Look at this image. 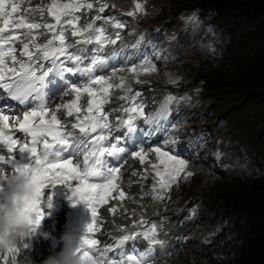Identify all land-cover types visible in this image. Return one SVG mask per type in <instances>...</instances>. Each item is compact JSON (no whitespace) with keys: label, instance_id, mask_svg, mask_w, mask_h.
<instances>
[{"label":"snow or ice","instance_id":"6c2138e0","mask_svg":"<svg viewBox=\"0 0 264 264\" xmlns=\"http://www.w3.org/2000/svg\"><path fill=\"white\" fill-rule=\"evenodd\" d=\"M22 3L23 0L20 3L0 0V96L10 97L12 101L18 102L17 105L0 104V144L6 145L11 154L18 151L30 152L33 158L32 163L15 167V173L34 186V197L24 198L34 209L36 217L28 237L36 231L44 218V190L56 184H65L72 188L77 202L84 201L91 209L92 222L87 226L80 249L84 264H152L154 246L161 243L155 222L143 232H130L119 237L117 245L121 247L138 236H142L153 246L144 252H138L133 245L132 251L136 254L128 255L126 260L125 253L121 251V260L105 261L104 254L110 249H99V241L93 237L99 231L100 207L110 199L123 200L127 195L121 186V170L129 156L138 159L141 165H151L155 183L150 192L143 195H151L156 201L170 199L168 194L173 186L194 175L187 170L188 161L181 158L180 154H173L174 150H165L166 144L161 147L150 146L148 151H145L143 140L120 146L122 139L131 140V134L137 132L135 122L138 119H143L146 123H158L161 118L166 119L168 105L176 97H166L160 110L151 115L145 113L144 102H137L141 92L134 91L127 77L118 73L127 71L132 74L136 84L142 83L139 79L141 75L157 71L156 65L147 57L138 65L134 64L127 69L113 66L110 75L104 74L109 64L100 55L88 57L89 63L80 66L85 57H82L84 50L79 45L94 43L97 45L96 51L100 52L107 44L114 45L120 39L119 31L115 32L113 38L103 26L110 23L117 30L125 27V23L115 16L100 15L110 7L109 4L97 0L98 14L89 23L78 26L81 19L79 13L83 9L91 11L94 8L92 0H51L47 5L40 4L36 7H32L29 0L23 12ZM111 7L114 8L115 5ZM45 11L54 19V23L30 19L36 13L43 18ZM137 14H146L141 2H136L134 10L125 13L133 17ZM100 20H103V24L97 25L96 22ZM69 31L70 36L76 39H70ZM49 33L50 38L43 43L39 42V37ZM66 62H73L76 66L67 67ZM65 73L79 75L75 79H66ZM57 79L60 80L59 85L56 84ZM169 80L176 83L170 75ZM49 85L54 87L50 88ZM114 88L123 90L124 94L120 99L127 101L129 105L123 108L126 118H117V128L126 129L124 137L113 136V125L109 117L114 110L105 109ZM61 91L65 95L73 93L74 99L53 109V99ZM84 94L89 98L86 109H82L79 103ZM61 109H66L67 117L75 114L71 130L58 116ZM74 130H78L79 135ZM17 132L25 137L23 141L15 138ZM151 134L149 131L148 135ZM81 151L82 162L74 163L72 157ZM150 153L155 154L156 163L148 159ZM108 158L114 159L109 163ZM8 159L14 160V156ZM0 161L7 162L4 156H0ZM144 173H148V168L144 169ZM73 182H76L75 185ZM113 193L118 195L114 197ZM47 202L50 203V199ZM111 211L115 213L117 209L112 208ZM137 223L149 224L143 215L138 222L133 223V228ZM29 247L28 241L23 243L24 249ZM17 251V247H9L6 249L7 255L0 256V259L7 264L9 257L15 259Z\"/></svg>","mask_w":264,"mask_h":264},{"label":"clouds","instance_id":"9594fccd","mask_svg":"<svg viewBox=\"0 0 264 264\" xmlns=\"http://www.w3.org/2000/svg\"><path fill=\"white\" fill-rule=\"evenodd\" d=\"M102 2V0H100ZM104 3L109 4V0H104ZM67 2V0H62ZM49 0H38V5L48 4ZM36 3L32 5L35 7ZM181 5V3H178ZM28 3L24 4V7ZM185 4H182L183 6ZM177 11L179 17H184L188 20L189 29L199 28L202 31L203 41L202 46L197 53L186 56L181 59H177L176 55H167L164 47L159 43L162 39L164 31L159 26H151V28H144V34L156 36L157 40L149 39L144 35L137 34V32H131L128 27L119 30H111V34L114 38L116 31L120 32V39L116 44L109 43L106 54L113 56L116 54L123 55L119 61H112L114 64L121 63L118 67H126V64L132 59L137 62L142 61L147 57L156 65L157 71L151 74H147L154 86L153 90L149 93L154 94L155 99H160L162 96L172 95L176 99L168 105V115L164 120L166 125V131L162 134H156L151 130H146L137 127V132L131 134V140H121L120 143L125 146L127 143H135L139 140L144 141V148L152 146H162L169 140H171L170 146L176 152H180L181 157H190L199 167V170L209 179L210 177H217L216 183L221 182L225 178L229 179V187L232 185L235 178H237L240 172H244V167L241 166V155L246 157L248 149L239 151L240 146L236 144L234 151L237 152L236 162L232 168L227 167L226 170L217 174L218 162L214 156H212V142L208 131H219L223 134V140L225 142L220 143L222 147L227 150L233 148V144L228 141L229 138L223 131L222 126L212 125L209 127L207 121L212 119L214 115L205 114L206 107L205 97L203 94V88L197 83H188V67L193 66V61L198 56H201L203 61L209 63L207 58L209 45L206 43L209 35L216 33L222 34L226 28L223 24L216 27L209 24V20L203 18L190 19L184 15L185 9ZM84 10L79 13L81 19L78 22V26H83L89 23L91 20L84 15ZM98 13H95L97 15ZM118 14V13H117ZM102 17L115 16L116 19H126L123 16L113 14L111 9L100 14ZM93 16V17H94ZM30 19L37 22L41 19L46 20L49 23H54V19L45 11L44 17L41 18L39 13L36 16L30 17ZM93 19V18H92ZM97 25L102 24V20L96 22ZM149 27V26H148ZM146 31V32H145ZM50 33L39 37L41 43L50 38ZM70 39V31L68 32ZM143 36L141 40L140 37ZM146 38L147 41L144 40ZM135 45H139L141 49H134ZM84 51L81 53L83 60V66L89 63L88 57L96 55V44H82L78 46ZM130 48L129 50L127 48ZM75 49H70L74 51ZM126 50V51H124ZM160 52V56L157 53ZM133 54V55H132ZM128 55L129 57H124ZM132 55V56H131ZM187 57L190 58V63L184 65L183 71L180 74L181 82L169 83L168 80H164L169 75L165 70L174 69L180 64H183ZM47 65V62H45ZM134 65V64H133ZM136 65V63H135ZM67 67H75L73 62H66ZM130 67V66H129ZM66 79H75L79 74L65 73ZM200 82V81H199ZM133 86V85H132ZM144 85H141L143 88ZM202 86V85H201ZM56 104L52 106L53 109L59 104H64L74 99V94L68 92L67 95L64 91H61ZM142 99L140 101L145 102L144 95L141 93ZM110 102L105 105V108H111L114 111L110 113V120L113 125V136L124 137L125 129H118L117 118L122 117L121 108L124 107L125 100H118L117 97L112 96ZM200 97L203 99L202 102ZM88 97L84 94L80 100V106L82 109H86ZM146 110L157 111L160 110L161 105L164 104V100L156 102L154 105L149 104L146 98ZM58 116L62 122L65 123L71 130V125L75 123V114L73 117L66 116V109H61L58 112ZM209 127V128H207ZM143 130V132H141ZM79 135L78 130H74ZM149 131L152 132L148 135ZM209 146V148H207ZM3 148H7L3 145ZM8 150V149H7ZM16 158V159H15ZM74 163L82 162L83 151L78 153L77 156L72 157ZM109 163L112 159L108 158ZM32 156L30 152H17L14 154V166L6 170L3 167L0 172V256L7 255L6 249L9 247H17L18 251L15 254V259L8 258L7 264H84V260L81 255V242L82 238L87 233V226L92 222V219H86V215L81 213L77 207L73 204H77L74 200L71 192V188L65 184H56L54 187L44 190L43 210L45 212L44 218L37 227L36 231L28 237L33 229L35 220V212L30 207L25 197L31 199L34 197V186L23 176L15 173V167L17 162L23 164L32 163ZM5 164V161H1ZM137 164V163H136ZM137 167V165H136ZM122 175V173H121ZM129 176L124 177V182H128ZM76 183V182H73ZM155 183V182H154ZM153 183V184H154ZM180 183V182H179ZM147 182L145 175L136 176L131 182V188L127 189L124 184L122 188L124 191L130 192L131 197L126 196L123 200L110 199L107 204L100 207L98 210V224L99 231L94 234L95 239L99 241L97 247L101 250L110 249L104 254L105 261H119L121 256L119 253L123 251L125 253L124 259L126 260L128 255L136 254L132 251L133 245L138 252H144L151 246L142 236L136 237L135 240L128 241L125 245L118 246L117 240L123 234L130 232L140 231L143 232L152 222L157 224L158 239L160 244L154 246V256L151 258L152 264H170L171 262H178V264H210V261L206 259V254L203 249V245H209L224 236L226 226L221 223L222 218L215 217L216 214L210 215L208 220H205V213H209L207 210L201 211L205 205L206 195H199L194 200L183 201L178 200V204L173 205L169 199L165 198L162 201H158L154 204V200L151 195H143L146 192H150L153 185ZM173 186L172 190L178 189L180 186ZM170 191L169 195H172ZM220 194V193H219ZM219 201L223 203L221 196ZM50 199V203L47 202ZM134 199V200H132ZM174 200V197L171 198ZM112 208H116L117 211L113 213ZM126 209V211H125ZM121 210L124 214L123 219L115 224L114 218L118 216V212ZM188 210V211H186ZM135 212V215H133ZM211 214V213H209ZM143 215L145 220L149 222L147 225H139L133 228V223L138 222L140 216ZM190 218V219H189ZM196 220L195 227L187 229V223H191V220ZM116 220V221H117ZM202 224H207L216 231V235L210 242L203 244L197 238L198 232L201 230ZM212 224H214L212 226ZM29 242L30 247L28 249L23 248L24 242ZM177 254V257H176ZM216 255L215 257H217ZM176 260V261H175ZM0 264H4V260L0 259Z\"/></svg>","mask_w":264,"mask_h":264},{"label":"trees","instance_id":"16d2710c","mask_svg":"<svg viewBox=\"0 0 264 264\" xmlns=\"http://www.w3.org/2000/svg\"><path fill=\"white\" fill-rule=\"evenodd\" d=\"M176 3L185 4L181 10L186 8L184 15L190 19H210L211 26L226 28L222 34L207 37L209 63L201 56L195 58L193 66L185 69L188 83L203 88L205 103L211 98L233 105L236 118L248 116L251 127L264 132V0ZM240 162L244 172L228 191L218 192L223 201L220 208H201L222 218L226 226L223 237L211 246L203 245L210 264H264V152L241 155ZM185 223L191 229L196 220Z\"/></svg>","mask_w":264,"mask_h":264},{"label":"rangeland","instance_id":"374dc122","mask_svg":"<svg viewBox=\"0 0 264 264\" xmlns=\"http://www.w3.org/2000/svg\"><path fill=\"white\" fill-rule=\"evenodd\" d=\"M51 2V0H49ZM94 3V8L89 11L87 9H83L85 13H82L84 15H87V17L92 20L95 13H97V8L99 7V3H97V0H92ZM101 2V1H100ZM136 2L143 3V6L146 10V14H137L136 16H127L125 13L128 11L134 10V6ZM47 5V4H45ZM110 7L108 9H111L113 14L123 16L126 19H122L120 21L125 23V27H128V29L131 30V32H137V34L144 35L149 39H155L157 40L156 36H152L149 34H144L143 29L144 28H151V26H159L164 31L162 35V39L159 41V43L164 47V50L167 52V55H176L177 59H181L186 56H191L198 52V50L202 46L203 41V34L202 31L199 28H192L189 29V23L188 20H186L184 17H179L177 15V11L179 10V4L176 3V0H109ZM111 5H115V7H111ZM118 13V14H117ZM103 24V20H102ZM100 24V25H102ZM103 26L106 29V32L110 35L111 30H117L114 29L111 24H103ZM149 26V27H148ZM124 27V28H125ZM123 29V28H122ZM146 32V31H145ZM145 41L146 38H144ZM107 44L102 51L97 52L96 55H100L103 58H106L108 60L109 66L104 70V74L111 73V68L113 66L118 67L121 63H118L117 65L114 64L112 61H119L121 58H123V55L116 54L113 56H108L106 54V50L108 49ZM97 49V45H96ZM130 49L129 47L127 48ZM134 49H138L139 51L141 47L139 45H135ZM126 51V50H124ZM127 52V51H126ZM133 55V54H132ZM131 55V56H132ZM157 56H160V52L157 53ZM124 57H129L128 55H125ZM190 58L187 57L186 61L183 64L178 65L174 69H167L166 72L169 73L172 80H175L176 82H181L184 84L180 78V74L183 71L184 65H187L190 63ZM142 61L137 62V60L132 59L126 64L125 69H127L129 66H132L136 63L138 65ZM153 63V60H152ZM120 76H126L128 83L131 84L134 91H140L144 95L145 99V108L144 111L146 114L151 115L159 110L153 112V111H147L146 110V98L148 99L149 104L154 105L156 102L160 100L166 99L168 96H162L160 99H155L154 94L149 93L150 90H153L154 86L152 85V81L149 79V77L146 75H141L139 79L143 81L140 84H136L133 80L132 74H129L127 71L118 73ZM169 75L164 78V80H168L169 83ZM115 82V78H114ZM141 85H144L143 88ZM187 86L186 84H184ZM187 88H189L187 86ZM124 92L121 89H112L111 90V99L114 97H117L120 101V96L123 95ZM207 96L209 94H206ZM142 96H140L137 100V102H141ZM124 107L129 106L127 101ZM205 114H209V110L211 111V115H214V117L207 121V125H218L220 120L223 119L222 129L226 133V135L229 138L228 141H230L233 144V148L231 150H227L224 147L220 145V143L225 142L223 140V134L219 131H208L207 133L210 136V141L212 142V156H214L218 162L217 166V174L227 169V167L232 168L236 162V155L237 152L234 151V146L238 144L240 146L239 151H243L244 149H248L249 152H264V132L260 129H254L251 127V118L248 116L236 118L234 114H232V110L234 109L233 105L230 104H221L216 100H212L209 98V100L206 103ZM121 108L122 111V117L120 118H126V114L123 112V108ZM106 110H109L111 108H105ZM164 118H161L158 123H146L143 119H138L135 123L137 127L143 128L146 130H151L152 132L156 134H162L166 131V125L164 124ZM207 127V128H209ZM126 133V129H125ZM124 133V136H125ZM171 140L166 142L167 145L165 150H173L170 146ZM163 144L162 146H164ZM122 145V143H120ZM150 147V146H149ZM145 148V151H148V148ZM152 147V146H151ZM155 147H161V146H155ZM209 148V146H207ZM173 154H180V152L174 151ZM183 159H186L188 161V171H191L194 175L190 178H188L186 181L181 180V182L175 186L178 187V189L171 191L172 195L170 196L169 201L171 204L176 205L178 204V200L182 199L183 201L187 200H194L199 195H206L205 197V205L214 208L218 207L220 208L221 202L219 201V193L221 191H228L229 190V179L225 178L221 182H217V177H210L209 179L199 170L198 165L196 164V161H194L190 157H181ZM148 159L152 163H156V157L154 153H150ZM137 163V164H136ZM137 165V167H136ZM148 168V173H144V169ZM136 173V175H133V173ZM121 186L124 184V186L129 189L131 188V182L134 180L136 176L145 175V178L147 179V182H150L153 184L155 181L153 180L154 173L152 172L151 165L149 163H146L144 165H141L139 163L138 159L128 157L126 162L122 165L121 170ZM129 176L128 182H124V177ZM75 185V183H73ZM71 188V187H70ZM72 192V188H71ZM126 196L131 197V193L126 191ZM118 193H113V196H117ZM73 196V193H72ZM174 197V200H171V198ZM74 200L77 202V198L74 197ZM134 200V199H132ZM217 200V201H216ZM158 201L154 200V204H156ZM74 207H77L78 210L81 211V213L86 215V219H92L91 209L87 205L86 202L80 201L77 202V204H73ZM118 216L114 218L115 224L118 223L117 220L123 219L124 214L121 210H119ZM210 215L209 213H205V220H208ZM117 220V221H116ZM214 224H212L213 226ZM216 235L215 229L213 227L202 224L201 230L197 234V238L200 242L203 244H206L207 242H210L213 237ZM177 257V254H176ZM176 261V260H175ZM170 264H178V262H171Z\"/></svg>","mask_w":264,"mask_h":264}]
</instances>
